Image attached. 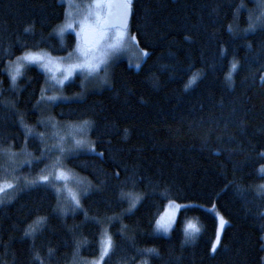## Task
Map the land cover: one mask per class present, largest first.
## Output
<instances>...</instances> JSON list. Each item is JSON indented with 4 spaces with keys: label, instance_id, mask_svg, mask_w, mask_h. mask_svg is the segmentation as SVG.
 I'll return each instance as SVG.
<instances>
[{
    "label": "trees",
    "instance_id": "obj_1",
    "mask_svg": "<svg viewBox=\"0 0 264 264\" xmlns=\"http://www.w3.org/2000/svg\"><path fill=\"white\" fill-rule=\"evenodd\" d=\"M254 4L131 0L128 30L147 51L139 67L116 61L106 87L49 108L58 120L90 121L94 151L67 163L92 187L81 208L66 214L44 184L0 202V264L94 258L104 222L112 246L102 264H264V193L254 187L264 163V26L245 30ZM63 17L60 0H0V155L24 145L39 150L24 126L40 120L45 83L43 72L28 66L12 87L4 65L25 50H71V33L63 40L53 33ZM64 90L78 91L79 78ZM128 192L141 198L126 212ZM168 201L185 206L168 235L155 234ZM210 207L226 222L214 250ZM38 217L43 221L26 235ZM190 218L199 231L189 239Z\"/></svg>",
    "mask_w": 264,
    "mask_h": 264
},
{
    "label": "rangeland",
    "instance_id": "obj_2",
    "mask_svg": "<svg viewBox=\"0 0 264 264\" xmlns=\"http://www.w3.org/2000/svg\"><path fill=\"white\" fill-rule=\"evenodd\" d=\"M60 1L64 4V17L54 28L53 33L60 40H63L67 33H71L75 40L73 48L64 54H52L46 50H25L16 57L7 60L4 65V72L8 75L12 87L16 86L17 79L28 66H34L43 72L45 83L41 88L37 102V107L41 108L39 110L40 120L32 128L27 129L24 126L26 137L35 136L39 141L40 148L34 152L24 145L20 151L7 148L0 155L3 164L0 170V185H11V187L0 190V202L9 201L20 187L44 184L53 190L60 212L66 214L81 208L82 196L92 187L88 178L73 171L67 163L69 158L81 152L94 151L89 134L91 123L89 120H58L50 114L49 108L58 102L82 99L88 92L106 87L110 83L112 65L116 61L123 60L129 66L137 69L145 59L147 51L138 46L135 37L128 29L108 28L106 30L100 27L110 0ZM254 1V9L249 16V23L251 18L255 29L257 26H261L260 21L264 20V0ZM249 23L245 28L246 31L253 30L249 28ZM67 24H71L72 27H65ZM26 55L38 59L24 60L23 57ZM81 63H92L97 66L92 72L87 68L70 67ZM17 64L21 67L13 81L11 73L16 71ZM77 77L79 78V90L67 93L64 90L65 85ZM41 175L49 176L50 180L27 183L35 181ZM257 175L259 180L254 186L256 191L260 185H264V163L257 168ZM125 196L128 201L125 211L128 212L136 206L141 195L128 192ZM136 197L139 198L135 205L129 207L132 199ZM183 206L185 204L168 201L157 216L153 232L159 235H168L175 225L179 209ZM209 210L217 218L215 247L212 243V250H214L226 222L214 207H210ZM158 221L160 225H167V231L158 226ZM198 231L199 224L196 219H188L184 225L185 237L190 239ZM108 240L111 241V244L105 251V244ZM111 246V236L107 224L104 222L100 229L98 255L94 258L75 257L70 264H102Z\"/></svg>",
    "mask_w": 264,
    "mask_h": 264
},
{
    "label": "snow or ice",
    "instance_id": "obj_3",
    "mask_svg": "<svg viewBox=\"0 0 264 264\" xmlns=\"http://www.w3.org/2000/svg\"><path fill=\"white\" fill-rule=\"evenodd\" d=\"M118 7L120 8L119 19H120L121 24H123L124 22H126L128 10L131 7V0H123V3H121ZM258 19H260V18L258 17ZM260 25L264 26V20L260 21ZM117 26H119V25H117V24H106V25H104L106 30L108 28L117 27ZM65 27L71 28L72 25L71 24H67V25H65ZM254 27H255V25L253 24V22L251 21V18H250L249 28L250 29H254ZM133 39H134V37H133ZM145 55H146V53H145ZM23 59L27 60V61H33V60L38 59V58L37 57H33L31 55H26V56L23 57ZM97 63H100V61H97ZM96 66H97L96 64H92V63H81V64H76V65H71L70 67H73V68H87L90 72H92V71H95ZM20 67L21 66L19 64H17L16 65V71H13L11 73V79L13 81L15 80L17 72L19 71ZM198 76H199L198 72L194 73L192 76H190L188 81H187V83L185 84V87H188L190 84H192ZM49 180H50L49 176L41 175V176H38L35 181H31V182H27V183L47 182ZM8 187H11V185H9V184L0 185V190H3L4 188H8ZM261 191H264V185H260L258 187L257 193L260 194ZM138 198L139 197H136V198L132 199L131 204L129 205V207H132L133 205H135L136 200ZM73 199L75 200V197ZM43 219H44L43 217H38L37 221L34 222L33 226L25 229V234L27 235V234L33 233L35 231L36 225L40 224L43 221ZM157 223H158L159 227H163L164 231H167V225H160L159 221ZM221 223H223V221H221ZM110 244H111V241L108 240V242L105 244V251L110 246ZM213 247H215V241L213 242ZM145 251H153V250L152 249H146ZM34 256H36V258L39 259L38 254L34 253ZM144 264H147V262L145 261Z\"/></svg>",
    "mask_w": 264,
    "mask_h": 264
},
{
    "label": "water",
    "instance_id": "obj_4",
    "mask_svg": "<svg viewBox=\"0 0 264 264\" xmlns=\"http://www.w3.org/2000/svg\"><path fill=\"white\" fill-rule=\"evenodd\" d=\"M121 3H123V0H110L109 1L108 8L104 15V19L101 21V24H100V27L102 29H105L104 25L106 24L119 25L117 27H111V28L128 29L130 18H131V7L128 10L126 22L121 24L120 19H119L120 8L118 7Z\"/></svg>",
    "mask_w": 264,
    "mask_h": 264
}]
</instances>
